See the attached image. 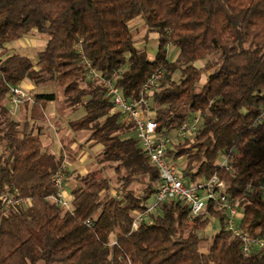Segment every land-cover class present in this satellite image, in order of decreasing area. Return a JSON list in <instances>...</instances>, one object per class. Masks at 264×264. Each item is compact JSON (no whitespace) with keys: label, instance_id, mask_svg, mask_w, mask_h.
<instances>
[{"label":"trees","instance_id":"1","mask_svg":"<svg viewBox=\"0 0 264 264\" xmlns=\"http://www.w3.org/2000/svg\"><path fill=\"white\" fill-rule=\"evenodd\" d=\"M138 17L147 35L158 36L153 58L134 39L130 23ZM34 32L48 37L35 60L0 55V191L17 190L24 200L17 207L0 201V264H264L262 249L251 245L244 254L219 201L209 200L200 215L183 200L167 201L133 231L135 214L159 189L160 173L133 121L99 79H90L92 71L103 79L120 71L115 86L136 101L161 71L148 97L157 133L173 135L202 113L199 130L178 140L168 160L184 159L180 178L188 186L216 173L221 193L242 214L240 232L264 238V0H0V50ZM169 47L178 50L174 61ZM25 81L36 88L56 83L64 106L84 111L70 129L91 132L89 141L101 146L102 167L74 178L70 211L51 199L62 169L68 188L70 152L56 153L41 138L56 93L35 92L32 105L24 101L23 128L10 118L12 88ZM223 155L228 168L220 166ZM209 226L214 235L202 252L199 234Z\"/></svg>","mask_w":264,"mask_h":264},{"label":"built area","instance_id":"2","mask_svg":"<svg viewBox=\"0 0 264 264\" xmlns=\"http://www.w3.org/2000/svg\"><path fill=\"white\" fill-rule=\"evenodd\" d=\"M92 77L99 79L107 88V95L111 97L114 105L124 116L130 118L135 127L136 136L139 139L142 148L148 155L151 162L155 165L160 173V186L158 191L152 197L151 203L147 206L144 212H137L132 224L133 231L138 230L141 221L149 214L158 211V208L167 201L183 200L190 208L193 215L203 213L207 202L213 200L224 203L228 207L229 216L227 219V229L233 234L239 236L244 242L243 252L248 255L250 246L254 245L264 252V238H251L244 235L237 227L242 214L236 205L223 195L221 191L224 189V183L215 173L212 178L206 182H200L195 185H186L180 178V171L176 163H172L167 158L168 150L180 139L188 138L199 130L202 123V113L199 112L189 122L181 124L176 132L170 136H161L157 133L158 125L155 121V113L151 108L148 97L151 96L158 81L162 77V72L159 71L153 74L147 83L143 86L140 96L136 101H130L124 97L121 90L115 86V81L121 77V72L116 71L111 78H101L95 72H91ZM25 100L31 101L27 93L21 86L12 88V95L9 99L13 108H18ZM260 120L264 119V108L259 116ZM228 155L222 156L221 167H227ZM228 168V167H227ZM54 186L56 188L55 195L51 198L57 205L64 210H72L73 196L68 195L65 182L64 169L58 171L54 176ZM0 201L6 207H17L24 201L19 191H0Z\"/></svg>","mask_w":264,"mask_h":264},{"label":"rangeland","instance_id":"3","mask_svg":"<svg viewBox=\"0 0 264 264\" xmlns=\"http://www.w3.org/2000/svg\"><path fill=\"white\" fill-rule=\"evenodd\" d=\"M134 39L137 42V46L140 48H146L149 56L153 58L157 52L158 45V36L156 34L147 35V28L145 27L142 19L140 17L136 18L130 23ZM32 35H37L38 37L44 38L48 41L47 36H43L37 32L30 34L29 40H31ZM21 40V39H20ZM20 40H14L6 44V51L0 50V55H11V54H20L25 53L23 47L20 45ZM47 46V45H46ZM45 46L36 45L34 47L28 48L27 56L33 60L37 58V53L41 51ZM178 56V50L173 47H169V58L174 61ZM197 66H203L204 62H199ZM207 74H203L201 83L203 84L206 81ZM175 79L178 78V74L174 76ZM91 80H96L97 78L92 77L90 74ZM31 86L23 90L31 98L35 92L39 93H51L55 92L57 95V100L53 103H50L45 111L47 121L45 124H42L41 138L46 147H51L56 153L61 152L65 149L66 153L70 152V157L68 158L69 172L71 174L70 180L67 182L68 190H71L74 184V178L78 175H85L88 172L99 169L102 165H99L97 160V155L101 149L100 145L95 144L93 141H89V136L91 132H73L69 127V122L77 120L80 118L84 111L82 109L77 112H73L71 109L64 106V95L62 89L57 86V84H52L49 86L36 88L33 83ZM33 102V101H32ZM32 102L29 101L30 105ZM21 104L18 108H13L10 112V118L20 121V128H23L25 119L29 115V110H24L21 107ZM11 109V106L9 105ZM33 125V124H32ZM39 124H35L34 133L38 132ZM67 146V148H65ZM184 163V159H179L177 161V166L179 171H181V166ZM107 174L112 179L115 178V173L113 170H108ZM115 181V180H114ZM200 237L203 239V245H201V251L207 252L211 243L212 236L214 235L212 227L209 226L204 232H200ZM210 237V239H209Z\"/></svg>","mask_w":264,"mask_h":264},{"label":"crops","instance_id":"4","mask_svg":"<svg viewBox=\"0 0 264 264\" xmlns=\"http://www.w3.org/2000/svg\"><path fill=\"white\" fill-rule=\"evenodd\" d=\"M29 36L30 35H27L26 37H24V38H22L20 41H21V46L23 47V50H24V52L25 53H21V55L22 56H27V54L26 53H28L27 51H28V48L29 47H34V46H38V45H40V46H45L46 47V45H47V43H48V41H46L44 38H40V37H38L37 35H32V37H31V40H29L28 38H29ZM44 47V48H45ZM21 88H24V89H26V88H28V87H30L31 86V84H30V82L29 81H25V82H23L21 85ZM44 143V142H43ZM67 193H68V195H70V196H72L71 195V193H70V191L68 190V188H67ZM212 228H215V226H212Z\"/></svg>","mask_w":264,"mask_h":264}]
</instances>
